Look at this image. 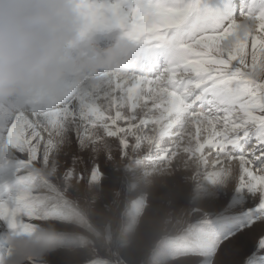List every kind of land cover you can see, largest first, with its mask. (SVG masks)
Returning <instances> with one entry per match:
<instances>
[{
  "label": "snow or ice",
  "instance_id": "1",
  "mask_svg": "<svg viewBox=\"0 0 264 264\" xmlns=\"http://www.w3.org/2000/svg\"><path fill=\"white\" fill-rule=\"evenodd\" d=\"M81 4L82 35L119 34L137 67L0 108V256L10 232L56 222L86 238H69L67 264H264V0ZM101 156L138 165L142 185L106 197ZM174 166L191 173V219L168 214L127 243L149 215L147 183ZM221 197L211 214L200 206Z\"/></svg>",
  "mask_w": 264,
  "mask_h": 264
},
{
  "label": "clouds",
  "instance_id": "2",
  "mask_svg": "<svg viewBox=\"0 0 264 264\" xmlns=\"http://www.w3.org/2000/svg\"><path fill=\"white\" fill-rule=\"evenodd\" d=\"M82 12L81 0H0V108L60 97L72 83L89 86L105 72L123 75L136 69L133 46L119 34L105 45L82 35ZM240 23L242 37L251 25ZM170 174L159 175L146 187ZM158 223V218L145 215L127 238L136 241ZM69 238L74 245L86 241L77 229L69 231L56 222L10 232L0 264H48L47 257L56 251H75L68 246Z\"/></svg>",
  "mask_w": 264,
  "mask_h": 264
},
{
  "label": "rangeland",
  "instance_id": "3",
  "mask_svg": "<svg viewBox=\"0 0 264 264\" xmlns=\"http://www.w3.org/2000/svg\"><path fill=\"white\" fill-rule=\"evenodd\" d=\"M65 151L68 155L62 159L65 164L70 165L71 156L73 154H80L77 150L75 138H73L70 148H67ZM84 155L87 158V154L85 153ZM116 157L117 161H119L118 152L116 153ZM98 162L104 173L103 182L106 188V197H109L113 192H121L123 196L128 192H134L138 185H142L143 178L138 165L130 164L127 168L117 167L115 161L104 159L103 156L100 157ZM169 172L171 173L170 175L164 176L162 180L158 179L154 186L146 189L150 204L149 215L161 219L168 214L184 212L191 219L189 212L194 206L192 200V181H187L184 178L186 175H191V173L176 166ZM9 190L14 193L17 188L14 185ZM225 199L221 197L219 200L206 201L201 203L200 206L211 214L225 202ZM105 202V200L97 201L96 206L102 209ZM123 239L131 245H135L136 243V241L129 240L127 235ZM248 247H251V242H249ZM0 248H3V242H0ZM221 259L224 261V264H232L234 257L231 254L225 253L221 256ZM47 261L48 264H67L68 256L66 255V251L61 249L49 255Z\"/></svg>",
  "mask_w": 264,
  "mask_h": 264
},
{
  "label": "bare ground",
  "instance_id": "4",
  "mask_svg": "<svg viewBox=\"0 0 264 264\" xmlns=\"http://www.w3.org/2000/svg\"><path fill=\"white\" fill-rule=\"evenodd\" d=\"M235 2H237V3H238V2H239V0H235ZM178 190H179V189H178Z\"/></svg>",
  "mask_w": 264,
  "mask_h": 264
}]
</instances>
